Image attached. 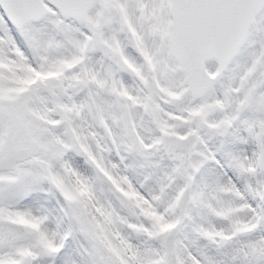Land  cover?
Here are the masks:
<instances>
[{
	"label": "snow or ice",
	"instance_id": "obj_1",
	"mask_svg": "<svg viewBox=\"0 0 264 264\" xmlns=\"http://www.w3.org/2000/svg\"><path fill=\"white\" fill-rule=\"evenodd\" d=\"M0 264H264V0H0Z\"/></svg>",
	"mask_w": 264,
	"mask_h": 264
}]
</instances>
